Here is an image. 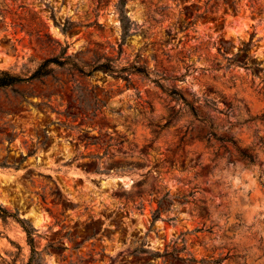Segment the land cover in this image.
Segmentation results:
<instances>
[{"label":"rangeland","instance_id":"374dc122","mask_svg":"<svg viewBox=\"0 0 264 264\" xmlns=\"http://www.w3.org/2000/svg\"><path fill=\"white\" fill-rule=\"evenodd\" d=\"M205 1L127 0L135 24L122 40L119 0H0V71L26 78L67 44L80 66L110 58L151 73L51 66L0 89V204L36 230L43 264H264V74L223 67L251 34L247 63L264 67V0L235 12ZM172 85L199 98L200 117ZM205 116L256 161L210 138ZM29 255L21 225L0 219V264Z\"/></svg>","mask_w":264,"mask_h":264},{"label":"trees","instance_id":"16d2710c","mask_svg":"<svg viewBox=\"0 0 264 264\" xmlns=\"http://www.w3.org/2000/svg\"><path fill=\"white\" fill-rule=\"evenodd\" d=\"M127 0H119L118 2V10H119V18H120V26H121V31H122V40L126 38L129 34V30L131 26L134 23V21H131L129 16H127L123 10L125 3ZM238 1L239 0H206L205 1V12H212L214 11L218 6L223 5L225 7V10H227L228 7H230L234 12L238 9ZM74 23L73 22H68V26H62L61 31L63 33H66L67 30H69V27L72 26ZM182 27L180 31H185L192 27L193 22L188 21V22H182L181 23ZM254 34H251L248 42L242 43L241 47L236 51L235 54H233L230 57L223 56L225 60V65L223 66L224 68H229L230 66H241L244 67L246 70H256L258 72L262 71L264 74V67H261L257 63H252L248 64L251 60L249 56V50L254 44ZM68 45L65 44V46L62 48L61 52L59 55L54 56V57H49L44 60H42L37 68L30 74V76L24 78L20 77L18 75L12 74L8 71L2 70L0 71V89L1 88H7L11 87L17 83H22V82H27L30 80L34 79H40L42 77H45L49 75L52 71L51 66H57V67H68L70 69H74L77 72L81 73L82 75L90 76L94 72L102 71L104 73H107L114 78H122L124 80H128L129 75H140L146 78H149L150 76V71L144 67L137 65L135 63L127 66V67H122L120 69L116 68L113 65V60L110 58H106L103 61H96L95 63L92 64H84V65H79L76 60L71 56V55H66ZM241 59V60H240ZM218 68H221L220 66ZM158 79H161L164 82L170 81V82H177V81H182L185 77V75H182L180 77H171V76H166L164 75L163 72L158 74ZM155 82L159 80H154ZM166 91L173 97H175L177 100H180L182 103H184L186 109L190 112L191 115H193L195 118L200 117L199 115V110L196 107L197 101L199 98H195V95H193V100H189L182 89L176 85L169 86L165 88ZM205 102H211L214 104V101H208L207 99H204ZM227 109H226V115L230 114L233 105L232 103L226 102ZM207 106V104H206ZM209 107V106H207ZM221 112V111H219ZM263 117V116H262ZM254 118H249L243 121L244 123L249 122L250 120H253ZM202 121H205L209 128L210 131L208 133L209 137L214 138L216 141H218L221 146L225 148V150H228L227 145H230L235 152V154L239 157L244 162L248 163H254L256 161V152L253 148L251 147H246V146H241L237 140H234L229 137L225 136H218L216 135L214 131V123H213V118L210 116H205L201 118ZM159 217L158 210L153 214V222ZM13 218L15 219L23 228L28 245L30 247V255L25 264H43L42 259H41V253L37 249L35 245V238L34 235L36 234V230L33 227L28 226V223L24 219H20L16 213H12L8 211L5 207H3L0 204V219L5 222L8 219ZM184 248H174L171 252V254L178 260H185L181 259L178 257L179 253L183 250ZM157 255H159L157 253ZM186 261L193 262L195 264V261L193 259H186ZM223 261V259H218V260H201V263H207V264H219Z\"/></svg>","mask_w":264,"mask_h":264}]
</instances>
